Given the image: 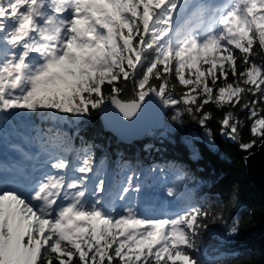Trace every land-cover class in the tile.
Listing matches in <instances>:
<instances>
[{
	"label": "snow or ice",
	"instance_id": "snow-or-ice-1",
	"mask_svg": "<svg viewBox=\"0 0 264 264\" xmlns=\"http://www.w3.org/2000/svg\"><path fill=\"white\" fill-rule=\"evenodd\" d=\"M150 101L178 126L187 115L214 146L212 106L220 135L246 152L264 147V0H0V141L13 112L80 118L113 106L132 121ZM43 143L53 151L38 174L22 164L11 171L24 183L0 174V264H237V252L200 255L209 225L226 224L221 208L184 200L148 214L136 171L106 198L91 146L58 132ZM166 196L180 200V186Z\"/></svg>",
	"mask_w": 264,
	"mask_h": 264
},
{
	"label": "trees",
	"instance_id": "trees-1",
	"mask_svg": "<svg viewBox=\"0 0 264 264\" xmlns=\"http://www.w3.org/2000/svg\"><path fill=\"white\" fill-rule=\"evenodd\" d=\"M131 95L129 83L122 98L128 99ZM210 110L214 112V119L208 128L214 146L207 142L206 130L187 115L183 117V125L174 124L170 120L173 114L170 109L161 125L149 128L142 136L131 140L120 139L106 128L98 110L80 118L55 113L42 118L27 111L8 117L17 132L27 136L29 131L42 150L53 151L51 143L44 144L43 141L50 140L57 132L69 137L74 149L91 146L97 171L111 177L110 190L105 196L111 194L113 197L115 192L111 189L117 179L123 181L125 175L134 170L140 185L150 188L158 183L157 189L164 194L167 187L180 186L181 199L168 198V205L162 210L164 215L176 211L184 200L221 208L226 224L209 225L202 237L201 258L206 255L208 261H212L219 252H237L239 255L234 258L237 264H264V201L246 171L242 155L248 152L237 142L220 135L218 120L222 113L212 106ZM21 123L26 124L28 130L22 128ZM242 136L244 142L251 138L247 128L242 130ZM9 138L11 140V136ZM193 146L198 150V156L193 155ZM75 156V152L69 153L70 159L75 160ZM178 167L185 172L180 181H176ZM237 217L239 232L229 237L227 228Z\"/></svg>",
	"mask_w": 264,
	"mask_h": 264
},
{
	"label": "rangeland",
	"instance_id": "rangeland-1",
	"mask_svg": "<svg viewBox=\"0 0 264 264\" xmlns=\"http://www.w3.org/2000/svg\"><path fill=\"white\" fill-rule=\"evenodd\" d=\"M195 5V0H193V7ZM192 11V8L189 9L187 15H190ZM197 23V20L195 17L192 18L191 24L187 26V28L194 26ZM187 30V29H185ZM154 105V104H153ZM157 108H153L152 111H155ZM19 112H13L11 115H17ZM22 128H25L28 130V127L26 124L21 123ZM27 136H24L23 133L17 132V130L13 129V124L11 123V120L9 117H6V123H5V133L3 140L0 141V160L4 161L5 158H11V159H17L16 164H22L24 167V162L22 159H24V155L33 156L32 159L38 168H36L37 173L41 170L40 166L47 160L48 152L45 151L46 148L40 149L36 146V143L33 141V137L29 135V131H27ZM11 136V140L10 137ZM18 146L17 148L20 151H17V148H14L13 145ZM7 162V161H4ZM28 169V168H27ZM43 170H47L46 168ZM108 185L111 183V177L107 178V174H104ZM13 180L18 179V175L12 176ZM158 180V178H157ZM157 184H154L152 187L147 188L141 185V191L139 193V201L141 211L146 212L148 214L152 215H164L162 212L163 208L166 207V204L168 205V197L166 194H163L157 189ZM161 186V185H160ZM161 190V189H160ZM162 191V190H161ZM115 196V195H114ZM112 197L111 194H108L105 196Z\"/></svg>",
	"mask_w": 264,
	"mask_h": 264
},
{
	"label": "water",
	"instance_id": "water-1",
	"mask_svg": "<svg viewBox=\"0 0 264 264\" xmlns=\"http://www.w3.org/2000/svg\"><path fill=\"white\" fill-rule=\"evenodd\" d=\"M152 105L154 106V108H157L156 109L157 111H159L156 118H155V122H154V124L151 123V124L147 125V127L143 128L141 130V132H139L138 134L131 133L134 131V129H127L130 134L126 133L125 122L122 120V119H124L123 117H121L119 119L120 122L117 121L118 123H116V124H113V125L112 124H110V125L105 124L106 122L102 118L103 117L102 112H104V110L106 111L108 107L102 111L101 110H98V111H99L101 119L103 120L106 128L115 132L120 139L131 140L133 138H137V137L142 136L149 128L158 127L159 125H161L164 122L165 116L167 114V109L162 108L155 101H150L144 107L145 113L150 114V113H154L156 111L155 109H154L155 111H152V109L150 110L149 106H152ZM126 122L129 123V125H134V120H132V121L126 120ZM242 156H244V159H245V157H247V159H245V167H246L247 174H248L249 178L251 179V181L253 182V185L254 186L256 185L259 188V192H261L262 200L264 201V147H257L256 149L251 150L250 152H248Z\"/></svg>",
	"mask_w": 264,
	"mask_h": 264
},
{
	"label": "bare ground",
	"instance_id": "bare-ground-1",
	"mask_svg": "<svg viewBox=\"0 0 264 264\" xmlns=\"http://www.w3.org/2000/svg\"><path fill=\"white\" fill-rule=\"evenodd\" d=\"M149 107H150V110L154 108L153 105L149 106ZM158 112L159 111L156 110L154 113L146 114L144 109H143V111L139 114V116L136 119H134V125L135 126L134 125H129V123H127L125 119H122L125 122L126 133L127 134L129 133V131L127 129H134V131L131 132V133L138 134L139 132H141V130L143 128L147 127V125H149L151 123L154 124L155 118H156ZM102 113H103V117L102 118L105 120V122H106L105 124H107V125L116 124V123L120 122L119 119L121 117H123L118 112V110L115 109L113 106H109L107 108V110L106 111L104 110V112H102ZM15 145H16V143H15ZM22 160H23V162L25 164L24 165L25 169L28 168L30 170V169H33V168H35V169L38 168V166H36V163L33 160H25V159H22ZM4 161H7V162H4ZM4 161L0 160V174H3L9 180H13L12 179L13 174H12L11 169H12V166L14 164H16L17 159L5 158ZM17 180H20L21 183L26 182L22 175H18V179Z\"/></svg>",
	"mask_w": 264,
	"mask_h": 264
}]
</instances>
